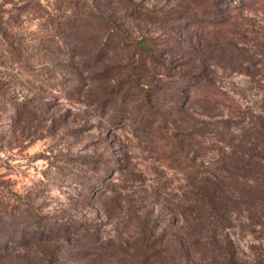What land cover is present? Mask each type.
<instances>
[{"label": "rangeland", "instance_id": "obj_1", "mask_svg": "<svg viewBox=\"0 0 264 264\" xmlns=\"http://www.w3.org/2000/svg\"><path fill=\"white\" fill-rule=\"evenodd\" d=\"M207 1L0 0V264L186 259L181 213L212 143L264 131V1ZM200 73L218 102L192 100ZM254 182L250 213L218 230L239 264H264Z\"/></svg>", "mask_w": 264, "mask_h": 264}, {"label": "trees", "instance_id": "obj_2", "mask_svg": "<svg viewBox=\"0 0 264 264\" xmlns=\"http://www.w3.org/2000/svg\"><path fill=\"white\" fill-rule=\"evenodd\" d=\"M251 1L257 2L258 0ZM207 2L214 7L216 4L225 3L226 9L232 10L243 6L250 0H209ZM206 8L205 10H208L213 7ZM234 22L231 20V16L224 20L227 25ZM147 49L142 47V52L146 54ZM146 55L148 56V54ZM201 74L198 75V86L196 84L195 92H192L195 94V99L191 97L192 100H203L207 104L218 102L224 93L208 89V86L205 85L207 81ZM132 79L135 84L137 83V86H140L135 75L132 76ZM231 104L233 101L229 98L228 105ZM216 122L228 128L231 120L220 118ZM253 136H255L253 140L257 139L256 142L260 137L264 139V131L258 130L253 133ZM198 141L194 136L193 144L195 146L199 145L200 141ZM251 142L249 143L250 147H243L241 143H236L234 144L235 148L230 147L227 151L224 150L223 143H212L221 156L216 159V165L211 169L205 183L198 185L191 193L193 202L185 205L181 213L183 229L177 239L178 251L181 257L186 255V259H182L180 264H239L231 240L226 237V234L221 237L218 230H222L226 227L225 225L231 222L232 208L234 210L243 208L250 213L248 209L256 200L255 195L258 190L255 188L254 181L264 178V168H262L264 163L260 160L256 161L255 156L259 157L260 151L256 149V142ZM194 145H192L193 148ZM194 151L197 153V148ZM192 159L195 164L197 154H194ZM253 215L251 213L250 217ZM143 246L147 249L146 245ZM161 262L168 264L162 254L159 255L157 264H161Z\"/></svg>", "mask_w": 264, "mask_h": 264}]
</instances>
